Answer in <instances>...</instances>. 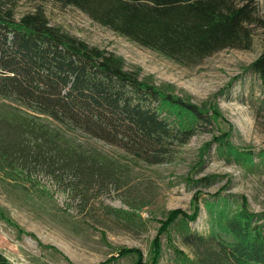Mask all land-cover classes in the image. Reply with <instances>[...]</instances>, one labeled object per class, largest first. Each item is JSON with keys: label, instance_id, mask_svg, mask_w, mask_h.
Listing matches in <instances>:
<instances>
[{"label": "rangeland", "instance_id": "rangeland-1", "mask_svg": "<svg viewBox=\"0 0 264 264\" xmlns=\"http://www.w3.org/2000/svg\"><path fill=\"white\" fill-rule=\"evenodd\" d=\"M6 1L14 3L17 19L42 8L52 26L123 58L144 82L206 108L215 125L212 133H199L176 149L166 163L149 166L0 96V112L46 124L60 144L83 155L68 165L57 157L31 167L0 163L2 250L24 264H152L158 239L159 264H176L181 253L194 257L183 242L188 227L230 240L225 223L242 208L259 215L256 224L264 234V88L247 70L263 52L264 26L254 28L249 50L227 49L184 66L74 7L51 0ZM257 1L264 19V0ZM1 130L16 139L8 127ZM99 159L112 166L91 174L101 168ZM206 177L212 179L202 184ZM196 214V221L185 222Z\"/></svg>", "mask_w": 264, "mask_h": 264}, {"label": "trees", "instance_id": "trees-1", "mask_svg": "<svg viewBox=\"0 0 264 264\" xmlns=\"http://www.w3.org/2000/svg\"><path fill=\"white\" fill-rule=\"evenodd\" d=\"M51 1L74 7L95 23L184 66H197L227 49L249 50L254 28L264 26L257 0ZM247 70L258 75L264 88V49ZM0 96L149 166L166 163L176 149L199 133H212L215 125L206 108L144 82L138 72L127 69L123 58L52 26L42 8L17 19L14 3L6 0H0ZM1 126L16 139L5 138ZM52 157L68 165L78 164L83 155L60 144L46 124L23 113L0 112V163L31 167ZM99 160L101 168H92L91 174L112 166ZM175 218L170 215L169 223ZM196 218L184 219L190 223ZM258 218L244 208L228 218L230 240L215 231L198 235L188 227L183 242L194 257L181 253L176 264H264ZM154 243L152 264H159V240Z\"/></svg>", "mask_w": 264, "mask_h": 264}, {"label": "crops", "instance_id": "crops-1", "mask_svg": "<svg viewBox=\"0 0 264 264\" xmlns=\"http://www.w3.org/2000/svg\"><path fill=\"white\" fill-rule=\"evenodd\" d=\"M12 262H15L17 264H24L23 262H20L16 258L8 255L2 248H0V264H10Z\"/></svg>", "mask_w": 264, "mask_h": 264}, {"label": "built area", "instance_id": "built-area-1", "mask_svg": "<svg viewBox=\"0 0 264 264\" xmlns=\"http://www.w3.org/2000/svg\"><path fill=\"white\" fill-rule=\"evenodd\" d=\"M10 264H17V263H15V262H12V263H10Z\"/></svg>", "mask_w": 264, "mask_h": 264}]
</instances>
